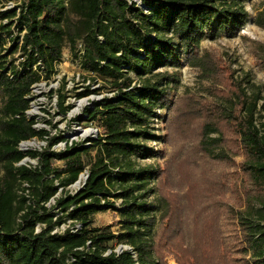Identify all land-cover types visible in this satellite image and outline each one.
<instances>
[{
  "label": "trees",
  "instance_id": "trees-1",
  "mask_svg": "<svg viewBox=\"0 0 264 264\" xmlns=\"http://www.w3.org/2000/svg\"><path fill=\"white\" fill-rule=\"evenodd\" d=\"M8 1L0 0V264H166L167 253L177 264H264V105L261 129L259 95L247 94L233 70L200 50L205 37L238 34L249 18L245 0H142L143 6L132 0H21L7 7ZM252 21L264 28V10ZM78 42L84 49L80 67L113 94L77 119L98 123L95 139L55 151L64 137L34 127L26 96L53 75L66 43L78 57ZM178 55L214 87L213 99L179 95L165 120L171 151L163 168L138 165L134 159L154 156L141 140L155 138L150 121L170 103L169 84L178 82L167 70L153 71L178 66ZM131 71L139 84L133 85ZM58 96L65 114L68 106ZM34 137L47 146L19 149ZM92 149L83 187L57 197L50 211L45 204L78 179ZM24 157L38 164L17 165ZM55 160L64 163L56 167ZM152 182L156 201L147 199ZM22 184L34 199L18 193ZM107 209L120 212L118 234L109 225L93 226L94 214ZM66 220L80 228L53 232ZM114 240L130 250L115 252Z\"/></svg>",
  "mask_w": 264,
  "mask_h": 264
},
{
  "label": "rangeland",
  "instance_id": "rangeland-1",
  "mask_svg": "<svg viewBox=\"0 0 264 264\" xmlns=\"http://www.w3.org/2000/svg\"><path fill=\"white\" fill-rule=\"evenodd\" d=\"M135 1L139 6H143L142 0ZM21 0H10L5 3L8 7H12L15 4L20 3ZM245 9L249 13V18L243 27L239 30L238 34L233 37L226 35H220L215 39L203 38L200 42L201 52H208L219 61L220 65L230 68L234 71V77L241 83V86L245 89L247 94L252 92L257 93L260 97L258 102V111L256 113L257 125L262 129L260 125L261 121V109L264 105V28L255 24L252 20L253 17L260 11L264 10V0H245ZM70 18L73 21H77L78 17L72 13H69ZM15 34L18 33V29L15 28ZM63 57L60 62L56 63L53 75L49 79H41V81L35 83L28 95L30 100L27 116L35 120L34 126L36 129H46L49 131V136H57L61 134L64 137L63 141L56 143L52 149L55 151H63L67 146L78 143L79 145L87 146L89 142L87 139H95L100 132L96 121H84L79 122L77 119L83 115L86 107H91L97 100L103 98V96H109L111 91L108 84H105L102 79L95 74L87 72L80 67L79 59L74 53L71 52L69 44L66 43L62 49ZM19 52L14 54L17 57ZM12 58V57H11ZM21 59V58H20ZM179 65L172 66L167 64L165 67L158 68L153 71L167 70L173 77L178 79L176 84H169L172 87L170 94V103L164 108L158 110V116L152 118L149 125V132L155 135L154 139L141 140L146 142L154 152V156L145 159H134L138 165H145L152 163L153 165L163 168L164 161L168 158V154L171 151V145L166 142L167 136L165 120L170 110L171 103L176 100L179 95L189 91V93H197L205 96L208 100L213 99V92L211 90L214 87L209 88V85L199 77L197 69L189 66L183 57L178 55ZM17 61L15 62V64ZM43 74V73H42ZM128 75L133 79V85L140 83V78L134 73L129 72ZM103 85L102 89L96 93L89 94L88 96L78 97L76 94L83 91L86 87L96 88ZM218 87L219 84H216ZM214 91V90H213ZM64 96V106H68L67 112L61 113L59 106V96ZM85 99V103L79 105V101ZM32 105L36 106L34 112H30ZM88 130L87 133H84ZM37 140L42 142V145L29 146L27 148L22 147V143H19V148L23 151L38 150L41 151L47 146L45 139H39L34 137L29 140ZM27 140V141H29ZM25 142V141H24ZM95 154V150L92 149L90 157L84 158L85 166L82 172H87L91 157ZM27 160H23V164L28 166H36L38 164L37 158L27 157ZM64 161L55 160L54 165L61 167ZM83 186V185H82ZM81 186V187H82ZM80 187V188H81ZM26 185L22 184L18 193L20 195H26L30 199H34L30 189H25ZM152 192L147 197L150 201H156L157 190L154 183H150ZM118 189V185L112 188ZM78 188L73 187L71 184L65 189H59L54 197H52L45 205L51 211L57 197L65 193H74ZM110 201H114L117 206L120 205V199H114L109 197ZM55 211L57 209H54ZM227 219L224 221L226 222ZM109 225L110 229L116 234L121 229V215L119 211L113 209H107L100 211L93 216V226H106ZM80 226L76 223L71 225V220H66L60 225L56 226L53 231L62 232L66 228H73ZM227 235H230L229 227L224 226ZM42 228L41 224L36 225V231ZM122 243H117L115 240L110 242L114 251L119 250V246ZM164 261L166 264H177V261L172 253L165 255ZM71 262V261H69Z\"/></svg>",
  "mask_w": 264,
  "mask_h": 264
},
{
  "label": "bare ground",
  "instance_id": "bare-ground-1",
  "mask_svg": "<svg viewBox=\"0 0 264 264\" xmlns=\"http://www.w3.org/2000/svg\"><path fill=\"white\" fill-rule=\"evenodd\" d=\"M85 101H86L85 99L80 100L79 101V105L84 104ZM35 110H36V106L35 105H32V109H31L30 112H34ZM87 132H88V130H85L84 131V133H87ZM21 145L25 149V148H27L29 146H37V147H39V146L42 145V142L37 141V140L34 139V140L25 141ZM85 179H86V172L84 171V172H81L80 173V175H79L76 183L74 185H72V186L75 187V188L81 187L83 185Z\"/></svg>",
  "mask_w": 264,
  "mask_h": 264
},
{
  "label": "built area",
  "instance_id": "built-area-1",
  "mask_svg": "<svg viewBox=\"0 0 264 264\" xmlns=\"http://www.w3.org/2000/svg\"><path fill=\"white\" fill-rule=\"evenodd\" d=\"M8 7V6H7ZM77 53H78V59L80 60L81 59V56L83 55V53H84V49H83V44L81 43V42H78L77 43ZM113 94V92H111L110 93V95H112ZM29 95V94H28ZM28 95L26 96L27 98H28ZM109 95V96H110ZM27 113H28V109L26 110V115H27ZM29 114V113H28ZM28 117V116H27ZM35 127V126H34ZM24 142V141H23ZM23 142H21V143H23ZM27 158V157H26ZM28 159V158H27ZM20 164H23V160H21L20 162H18L17 163V165H20ZM26 165V164H25ZM80 228V226H78V227H76L75 229H72L73 231H75V230H77V229H79ZM53 232H57V231H53ZM121 245H123V248H125V246L126 247H129L128 245H125V244H121ZM130 250V249H129ZM115 252H117V253H119V250L118 251H115Z\"/></svg>",
  "mask_w": 264,
  "mask_h": 264
},
{
  "label": "water",
  "instance_id": "water-1",
  "mask_svg": "<svg viewBox=\"0 0 264 264\" xmlns=\"http://www.w3.org/2000/svg\"><path fill=\"white\" fill-rule=\"evenodd\" d=\"M20 149V148H19ZM22 160H27V158L26 157H24ZM80 175V174H79ZM88 175H89V173H88V171L86 172V179H87V177H88ZM79 177V176H78ZM86 179H85V181H86ZM77 181V180H76ZM76 181L74 182V183H72L71 185H74L75 183H76ZM85 181H84V183H83V185L85 184ZM83 187V186H82ZM81 187V188H82ZM80 189V187L78 188V190ZM123 249H130V247H126L125 246V248H123V245H120L119 246V253H121L122 251H123Z\"/></svg>",
  "mask_w": 264,
  "mask_h": 264
}]
</instances>
